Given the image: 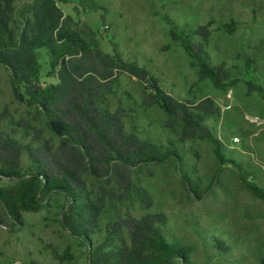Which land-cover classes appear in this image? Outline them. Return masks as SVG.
<instances>
[{
    "label": "rangeland",
    "instance_id": "1",
    "mask_svg": "<svg viewBox=\"0 0 264 264\" xmlns=\"http://www.w3.org/2000/svg\"><path fill=\"white\" fill-rule=\"evenodd\" d=\"M29 2L13 0V5L17 10ZM57 7L89 29L104 54H116L143 71L142 79L115 71L104 105L123 112L130 138L158 155L172 150L180 161L142 162L131 153L133 164L122 166L117 160L104 171L84 172L85 194L102 205L101 232L90 246L73 233L66 218L69 204L58 192L39 195L40 208L21 212L17 222L0 209V264H89V253L103 241L107 224L149 216L163 219L156 227L168 243L187 250L184 263L173 264H264V200L245 186L264 193V121L246 120H264V95L256 91L264 89V0H59ZM226 25L233 32H226ZM198 27L207 28L206 41L194 34ZM178 31L203 46L210 65L223 67L226 87L215 88L199 73ZM36 54L34 82L57 84L47 51ZM9 77L0 65V140L56 150L60 138L22 88L20 97L14 94ZM149 78L178 102L209 100L218 112L202 119L196 137L186 138L173 114L143 105ZM206 137L215 139L222 156L238 166L222 164ZM18 169L19 177L2 179L0 187L14 189L32 177L34 163L25 148ZM123 235L128 239L125 230Z\"/></svg>",
    "mask_w": 264,
    "mask_h": 264
},
{
    "label": "trees",
    "instance_id": "2",
    "mask_svg": "<svg viewBox=\"0 0 264 264\" xmlns=\"http://www.w3.org/2000/svg\"><path fill=\"white\" fill-rule=\"evenodd\" d=\"M57 1L30 0L16 10L13 0H0V65L10 73L9 85L14 94L20 97L22 88L29 103L43 113L48 129L60 138L56 150L47 146L22 147L11 139L0 140V181L19 177V156L24 148L34 163L31 178L21 181L14 189L0 187V209L17 222L21 212L40 208L39 195L47 197L58 192L69 204L66 218L73 233L90 246L93 236L101 232L102 205L85 194L84 172L104 171L117 160L122 166L133 164L131 153L142 158V162L153 163L164 159L178 163L180 157L172 150L158 155L152 149L147 150L139 139L126 135L123 112L108 110L104 98L112 90L115 71L138 79L143 78V71L123 62L116 54H104L91 37L93 33L71 17L63 16ZM233 30L232 25L225 26L226 32ZM194 34L203 41L209 36L205 27H198ZM176 35L204 78L215 88L229 84L223 67L207 62L201 44H194L183 31ZM40 49L51 57L55 85L40 87L34 82L39 72L36 52ZM146 83L143 105H156L173 114L183 125L186 138L196 137L202 119L218 112L209 100L186 105L166 95L150 78ZM256 91L264 95L262 87H256ZM206 138L222 164L238 166L222 156L215 139ZM245 186L264 200L261 189L247 182ZM158 222L162 223L163 219L149 216L140 220L128 217L107 224L103 241L89 253V264H173L178 260L184 263L187 250L168 243L156 227ZM124 230L128 239L123 235Z\"/></svg>",
    "mask_w": 264,
    "mask_h": 264
},
{
    "label": "built area",
    "instance_id": "3",
    "mask_svg": "<svg viewBox=\"0 0 264 264\" xmlns=\"http://www.w3.org/2000/svg\"><path fill=\"white\" fill-rule=\"evenodd\" d=\"M246 120L251 123V124H261L264 120L263 119H260L259 117H249V118H246ZM232 142L233 143H238V140L236 138H233L232 139Z\"/></svg>",
    "mask_w": 264,
    "mask_h": 264
}]
</instances>
